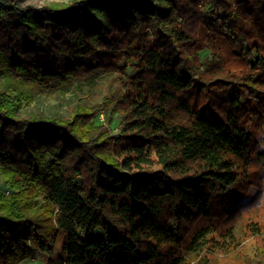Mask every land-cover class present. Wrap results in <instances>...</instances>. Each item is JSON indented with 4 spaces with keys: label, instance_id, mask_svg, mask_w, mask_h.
<instances>
[{
    "label": "trees",
    "instance_id": "obj_1",
    "mask_svg": "<svg viewBox=\"0 0 264 264\" xmlns=\"http://www.w3.org/2000/svg\"><path fill=\"white\" fill-rule=\"evenodd\" d=\"M18 1L0 0V264H264V0ZM129 65L116 98L18 115L22 84Z\"/></svg>",
    "mask_w": 264,
    "mask_h": 264
},
{
    "label": "rangeland",
    "instance_id": "obj_2",
    "mask_svg": "<svg viewBox=\"0 0 264 264\" xmlns=\"http://www.w3.org/2000/svg\"><path fill=\"white\" fill-rule=\"evenodd\" d=\"M70 0H19L20 5L27 3L33 5H42L50 2H69ZM149 33L152 30H148ZM46 37L49 36V30L45 31ZM200 58L205 56L210 57L207 50L199 52ZM136 72V68L128 66L124 73L121 72H108L104 70H97L91 75L86 76L82 79L71 80L65 85L53 84L49 87L37 88L29 83L22 84L21 88L24 91L23 96H19L21 99V107L19 108L18 115L22 117L28 116H39V117H58L62 119L69 118L73 108L78 104H84L91 106L95 103H99L103 97L116 98L123 92L124 89L129 87L128 77ZM2 90V78H0V91ZM252 95L242 91L240 93V99L247 101L249 105L252 104ZM103 119L99 118V125H105L109 127L110 135L117 134L120 132V125L122 124L121 116L118 113H111L110 109L104 112ZM96 121V120H95ZM98 121V120H97ZM251 125V123H250ZM260 133L262 139H264V126H260ZM119 137L117 138V140ZM149 164H142L140 168L149 166L152 169L160 168L157 157L154 152L151 151L149 155ZM138 169L139 167H134ZM147 168V167H145ZM241 234V231H238ZM264 235V233H263ZM201 240L198 241L200 243ZM252 240L247 242L250 252L253 251ZM61 232L57 234L55 240V248L52 253V257L55 259L58 252L61 251ZM195 253H191L188 256L193 258ZM48 254L40 250L35 249L32 256L21 260L22 264H46V258Z\"/></svg>",
    "mask_w": 264,
    "mask_h": 264
},
{
    "label": "crops",
    "instance_id": "obj_3",
    "mask_svg": "<svg viewBox=\"0 0 264 264\" xmlns=\"http://www.w3.org/2000/svg\"><path fill=\"white\" fill-rule=\"evenodd\" d=\"M60 232H61V241H62L63 236H64L65 233H64L63 231H60ZM59 254H60V253L58 252L57 257H58ZM51 257H52V256H51ZM57 257H56V258H57ZM52 258H53V257H52ZM56 258H55V259H56ZM53 259H54V258H53ZM18 264H22V262L20 261Z\"/></svg>",
    "mask_w": 264,
    "mask_h": 264
},
{
    "label": "built area",
    "instance_id": "obj_4",
    "mask_svg": "<svg viewBox=\"0 0 264 264\" xmlns=\"http://www.w3.org/2000/svg\"><path fill=\"white\" fill-rule=\"evenodd\" d=\"M99 118L100 119H103V114H99L98 117H97V120L99 121Z\"/></svg>",
    "mask_w": 264,
    "mask_h": 264
}]
</instances>
